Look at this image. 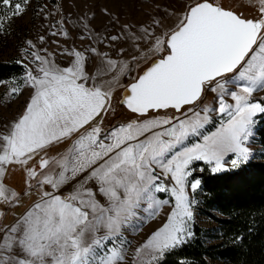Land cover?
<instances>
[{
    "label": "snow or ice",
    "instance_id": "6c2138e0",
    "mask_svg": "<svg viewBox=\"0 0 264 264\" xmlns=\"http://www.w3.org/2000/svg\"><path fill=\"white\" fill-rule=\"evenodd\" d=\"M180 2L172 11L155 4L163 15L138 27L105 7L108 35L92 26L94 12L82 13L80 39L107 41L116 58L69 47L62 66L43 45L48 36L70 38L63 4L0 0V39L29 11L43 29L22 42L13 63L24 74L13 78L7 101L0 97L8 104L30 90L22 112L0 123V264H127L129 236L168 207L163 225L132 254V264H164L196 239L198 163L219 174L253 159L264 118V0ZM116 85L133 116L105 126L116 115ZM15 172L24 177L19 190L9 183ZM25 198L32 203L5 224Z\"/></svg>",
    "mask_w": 264,
    "mask_h": 264
},
{
    "label": "trees",
    "instance_id": "16d2710c",
    "mask_svg": "<svg viewBox=\"0 0 264 264\" xmlns=\"http://www.w3.org/2000/svg\"><path fill=\"white\" fill-rule=\"evenodd\" d=\"M13 61L0 60V80L24 74ZM255 140L258 152L240 168L212 174L208 165L198 163L204 170L194 174L203 189L196 208L211 226L195 223L196 239L168 255L164 264H264V118ZM238 236L242 242H234Z\"/></svg>",
    "mask_w": 264,
    "mask_h": 264
},
{
    "label": "rangeland",
    "instance_id": "374dc122",
    "mask_svg": "<svg viewBox=\"0 0 264 264\" xmlns=\"http://www.w3.org/2000/svg\"><path fill=\"white\" fill-rule=\"evenodd\" d=\"M63 4V12L66 14L69 19L67 20L66 27L70 31V38L66 39L62 35H57L55 37L48 36L47 43L43 45L46 47L50 53H53V59L61 63L64 66L65 56L61 55L65 48L74 47L80 50L88 47L89 45L97 47L100 51L114 53L115 48H109L107 46V41L104 44H100L94 37L86 38L85 40L80 39V35H85L87 37V32L77 29V24L79 23L78 17L82 13H87L91 16L92 12L95 13V17L92 20V26L101 31L103 35L109 34V29H105V25L108 23L109 18L102 11L103 8H108L111 12L120 16L121 23H128L130 25L139 26L142 23L148 22L151 15H163L162 8L167 7L169 11L180 10L182 4L180 0H149V2L138 3L134 0H37V4L34 6L38 8L40 5L47 3L51 8L55 3ZM224 6H233L237 7L240 3V0H220ZM155 4L161 5V9H156ZM246 15H254V10L247 8L244 9ZM47 14V11L46 13ZM58 18V17H57ZM52 20V23H55V19L49 17ZM43 31L41 27V20L36 18L34 11H29L27 15L17 19L13 24L12 34L6 39H0V60H16L20 59L21 56L18 53V49L21 47L22 42L25 39H35L37 31ZM111 33L114 34L119 30V25L110 26ZM55 41V42H54ZM119 45V43H117ZM116 45V46H117ZM131 49H129V52ZM29 59H31L29 57ZM146 66V65H145ZM35 70L34 65H30ZM142 69L137 68L136 72H140ZM135 74V73H133ZM130 78V77H127ZM125 80V79H124ZM130 80V79H128ZM124 81L123 85H126L130 81ZM7 83L0 84V97H3L5 101L9 99L6 96V93L9 91V88L14 83L13 80L6 81ZM121 86L116 85L113 93V103L116 107V115L111 118L105 119V126H111L114 123L124 122L132 118L133 114L127 112L122 106L119 105V96H120ZM30 95V90L24 91L22 95L15 98L11 103L4 104L0 103V123H3L6 120H10L13 117L17 116L22 112L24 105L26 104ZM264 96V93L260 94ZM211 100V95L209 96ZM219 117H214V120L217 121L216 126H219ZM212 128V126H209ZM214 130V128H212ZM67 145H61L59 150H63ZM254 155L258 152L260 146L257 144L256 140L253 141ZM209 168L211 167L208 165ZM201 167V166H199ZM9 183L17 188L18 190L24 187V177L22 173L15 172L12 174ZM163 198H167L164 196ZM32 203L30 198H25L23 205L13 209L7 218L4 220L5 224L12 223L14 215L18 216ZM170 211V208L165 207L160 215L150 221L143 229L142 232L129 236V239L132 241L131 248L129 249V257L127 264H132V254L135 252V249L147 239V237L157 228L161 227L167 218V214ZM195 223L201 225L202 227H209L211 223L201 217L196 208ZM219 264V263H215Z\"/></svg>",
    "mask_w": 264,
    "mask_h": 264
},
{
    "label": "crops",
    "instance_id": "0c3cea01",
    "mask_svg": "<svg viewBox=\"0 0 264 264\" xmlns=\"http://www.w3.org/2000/svg\"><path fill=\"white\" fill-rule=\"evenodd\" d=\"M119 46H121L120 44L119 45H117L116 47H119ZM109 55L110 56H112L113 58H116V52H112V53H109ZM95 63H96V61L95 60H93V67H95ZM92 69H89V71H91ZM125 79V80H124ZM128 79H130V78H127V76H125V77H121V84H124L125 82L124 81H126V80H128ZM128 81H130V80H128ZM25 106V105H24ZM24 108V107H23Z\"/></svg>",
    "mask_w": 264,
    "mask_h": 264
},
{
    "label": "water",
    "instance_id": "95a60500",
    "mask_svg": "<svg viewBox=\"0 0 264 264\" xmlns=\"http://www.w3.org/2000/svg\"><path fill=\"white\" fill-rule=\"evenodd\" d=\"M146 67V66H145ZM142 71V70H141ZM130 83V82H129ZM127 83V84H129ZM126 84V85H127ZM125 94V88L124 87H121V90H120V96H119V100L122 99L123 95ZM120 105V104H119ZM121 106V105H120ZM123 107V106H122ZM124 108V107H123ZM127 112H129L126 108H124ZM130 113V112H129Z\"/></svg>",
    "mask_w": 264,
    "mask_h": 264
}]
</instances>
